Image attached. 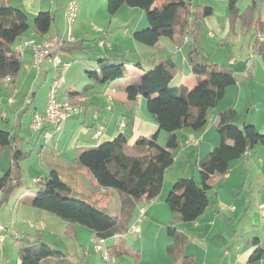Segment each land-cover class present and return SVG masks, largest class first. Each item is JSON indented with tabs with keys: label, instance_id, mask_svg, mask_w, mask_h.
I'll list each match as a JSON object with an SVG mask.
<instances>
[{
	"label": "crops",
	"instance_id": "obj_1",
	"mask_svg": "<svg viewBox=\"0 0 264 264\" xmlns=\"http://www.w3.org/2000/svg\"><path fill=\"white\" fill-rule=\"evenodd\" d=\"M9 1L12 6L21 8L28 16H31H29V32H26L13 43V48L20 54L23 60V67L14 83L9 84L0 81V129L10 132L13 138L16 137L18 142L15 144L21 147L24 137L19 132L23 128L25 118L28 117V124L31 129L33 115L36 112L41 113L45 111L49 95L44 101H41L36 91L37 84L42 80H47L48 70L43 67L44 61L37 68L34 65L32 47H26L23 53H20L18 51L19 46L25 40L35 39L36 43H41L45 38L56 35L65 37L72 35L73 38L76 35L78 38L85 39L88 37L89 31H86V29L81 30L80 28L75 30L73 26L68 25L67 28L62 27L59 21L55 20L50 31L45 36H41L35 30L34 23L31 25L30 20L32 18L34 22V17L41 11L55 9L54 2H49V0ZM190 1L193 5H209L213 9L211 15L206 16L200 21L201 40L196 56L203 60H209L217 66L230 68L237 76V82L227 87L223 98L215 107L209 109L208 120L203 127L199 129L184 127L178 131L179 147L174 152L175 161L173 165L165 172L161 194L152 201L142 202L139 205L146 207V215L142 221L141 235H133L132 237L138 246L135 247L132 242H129L127 237V234L131 233L129 229L126 234L107 240V246L113 247L111 248L113 261L111 263L105 262L106 264H184V257L188 255L194 257L192 264H209L210 250L207 248V240L211 237L220 236L222 232L226 234L228 226L233 228L235 237H229L230 242L225 246L226 249L222 255L223 261L220 264H259L264 259L263 255V258L259 261L248 262L256 247L251 245V241L254 238H259L260 246L264 250V231H262L264 229V222L260 213V205L264 203L263 144L250 147L241 158L231 162L230 168L225 174L213 177L212 189L209 192V206L196 221L181 222L177 220L179 216L173 213L166 203L167 191L171 190L178 178L188 175L191 169H193L192 176L196 180H200L199 161L215 146L219 145L221 141V137L216 130L220 111L233 108L237 111V115L233 120L234 124L239 127H243L246 124H254L261 133H264V56L259 54L253 45L252 35L255 29L251 28L248 31H242L239 23L236 24L235 30L232 31L230 29L228 0ZM245 1L243 4L239 0L241 11L252 2V0ZM257 3L256 17L261 19L264 25V0L263 2L262 0H257ZM125 6L121 7V10ZM66 7L65 5L64 14ZM143 18L141 15L142 20ZM123 23L126 25L132 22L127 20L123 21ZM112 25L113 23L111 22V24L106 26V32L103 35L104 40L106 39L105 41H109L108 39L112 35ZM95 30L102 32L104 29L95 28ZM129 31L132 30H124L123 32V36L127 41H122L119 38L114 44H107L105 41L100 40V47L98 48L100 54L103 57H118L119 61L128 62L126 66L129 69V73L134 74L131 77L135 80L139 78V73L144 72L145 67L149 69L160 60L170 57L181 67V71L171 84L173 87L186 86L191 89L198 83L200 78L193 73L190 63L189 46L192 44L191 28L188 30L190 31L188 40L183 38L180 41H175L168 37H162L157 45L151 46V61L146 58L145 49L138 43H135L138 42L132 36L135 30ZM132 49L137 50L138 57L146 58L149 66L139 61L137 54ZM60 50L57 48L56 52L58 53ZM135 56L136 58H133ZM132 61L136 63V68L130 66L129 62ZM55 75L56 72L53 79ZM201 78L205 79L206 77L202 76ZM53 79L50 82V88ZM127 81L129 80L124 79L107 84L89 85L97 94L91 98H88L89 96H86L77 87V84H70L66 90V94L61 93L60 97L62 99H69L67 91L71 88L80 92L81 95L77 97L80 112L67 120L63 133L57 136L54 135L53 139L46 144L43 132L31 129L32 137L36 133L37 141L40 137H43V142L46 145L39 143L38 156L40 163L38 162V165L41 166V171L48 174L50 168H56L61 178L71 185L74 190L89 199H97L113 215H119L120 213L119 194L113 189L100 187L88 175L86 170L74 166L78 151L81 148L97 146L103 142L111 141L119 131L124 132L128 136L129 146L133 145L140 137H150L154 134H158V142L162 145L166 144L168 138V133L160 130L156 120L147 110L146 101L143 97H139L135 102L127 100V94L124 91ZM22 82H24V87L22 86ZM25 89L26 103L29 104V108L25 107V105L20 110L18 108L12 110L9 107H5V92L8 93V90H13V92L19 94L20 92H24ZM48 93L50 94V90ZM104 96L106 99L102 100V104L100 101L94 100L95 98L103 99ZM9 100L10 103H18L13 98ZM88 106L95 108L92 120L89 122L90 111ZM81 118L84 120L82 121ZM118 127L121 129L119 130ZM98 130L102 131V135L96 137L95 134ZM1 150L9 152V154L11 153L10 147L2 148L0 152ZM31 152H33V149H31ZM174 166L177 167L176 174L175 176L173 175L175 178L167 181V174ZM179 169H181L180 172H178ZM2 171L3 168L0 166V173ZM34 173L33 179H36V182L43 177V174H37L39 173L37 171ZM83 184H88L91 188L93 187L94 193L89 195L80 190V186H83ZM237 204L238 206H236ZM22 205L29 208L31 206L30 200L27 203L23 202ZM138 207L133 214L129 228L138 216ZM245 219L249 220L245 222ZM232 220L233 223H231ZM173 222L176 225V229L188 238L187 244L183 247V251L179 254L176 261L167 252V247L174 241L168 234V227ZM36 225H38L39 229H43L40 226L43 224ZM79 226L82 225L75 226V235L77 237L80 235ZM157 226H160V229L164 228L167 235L160 247L157 244V236L154 237L152 234L154 231L157 232ZM186 226L192 228V234L189 230L185 232L181 230L182 228L180 227ZM240 230L247 234L248 238L252 235V238H249L247 241L248 247L246 249H242V246L238 245L235 240ZM91 236L92 249L95 253L97 251L95 249L93 231ZM42 239L45 238L42 237ZM234 240L236 246L233 243ZM79 246L82 247L83 254H85L88 250L87 245L82 241L79 243ZM120 251L128 252L120 255ZM203 251H205V254H203ZM63 252L67 255L65 251ZM197 253L202 254L204 260H199L196 257ZM18 264H20V261H18Z\"/></svg>",
	"mask_w": 264,
	"mask_h": 264
},
{
	"label": "trees",
	"instance_id": "obj_2",
	"mask_svg": "<svg viewBox=\"0 0 264 264\" xmlns=\"http://www.w3.org/2000/svg\"><path fill=\"white\" fill-rule=\"evenodd\" d=\"M124 5L146 13L147 26L136 29L132 35L142 44L155 46L162 37L180 41L192 29L189 55L192 71L200 78L198 83L191 89L173 87L171 84L181 67L170 57L160 60L138 79H129L124 91L128 101L135 102L139 97L145 99L147 110L160 130L168 133L166 144H160L158 134H154L140 137L129 146L128 136L119 131L111 141L78 151L74 166L86 170L100 187L113 189L119 194V215L110 213L97 199H89L74 190L61 178L56 168H50L49 173L37 181V191L23 200L25 203L30 200L34 208L48 211L65 221L67 233H74L75 226L82 225L90 228L95 237L105 240L126 234L137 207L161 194L165 172L173 165L174 152L179 147L178 131L184 127H203L208 120L209 109L223 98L227 87L237 82V76L230 68L196 56L201 40L200 21L212 14L211 6L193 5L190 0H107L108 13L114 16ZM228 7L230 29L235 30L237 23L242 31L254 28L253 45L264 56V25L256 17L257 1L253 0L243 11L239 8V0H228ZM55 17L51 11L39 12L34 17L35 30L45 36ZM29 28V16L24 10L12 6L9 0H0V80L9 76L14 83L17 79L23 60L13 48V43ZM72 43L79 47L85 45L84 42H66L61 50L73 46ZM119 60L118 57L101 56L96 60L94 71L88 72L89 77L102 84L126 79L128 62ZM202 76L206 78L202 79ZM67 93L72 104L78 105L77 97L81 93L72 88ZM236 115L237 111L233 108L219 112L216 130L221 141L199 161L200 180L184 175L175 181L169 191L166 203L179 216L177 220L196 221L209 206L213 177L225 174L231 162L241 158L250 147L264 145V133L254 124L237 126L233 122ZM16 142L17 138H13L10 132L0 129V149L10 147L11 150L10 167L0 178V196L6 200L15 186L23 183L21 160L30 154L18 147ZM126 149L132 153L128 154ZM168 234L174 241L167 247V252L176 261L188 238L176 229L174 222L168 227ZM35 238L15 239L20 264H74L63 251L44 242L41 234ZM251 245L256 247L249 263L261 260L264 255L259 238H254ZM111 248L108 246V251L113 256ZM127 252L120 251L119 254ZM193 261L192 255L184 257V264H192Z\"/></svg>",
	"mask_w": 264,
	"mask_h": 264
},
{
	"label": "rangeland",
	"instance_id": "obj_3",
	"mask_svg": "<svg viewBox=\"0 0 264 264\" xmlns=\"http://www.w3.org/2000/svg\"><path fill=\"white\" fill-rule=\"evenodd\" d=\"M51 1L54 2L55 9H52L51 12L56 15L55 20L59 21L62 27L67 28V22L63 10H64V6L65 5L67 6L71 0H49V2ZM240 1L243 4L244 2H246L245 0H240ZM76 2L78 4V17L71 26H73L75 30H77L78 28H80L81 30L86 29V31H89V35L85 39L78 38L76 37V35H74L75 41L79 43L84 42L85 44L84 47L83 46L79 47L76 46V44L72 43L73 46H68L64 50H60L57 53L58 56L64 62L71 63L70 68L64 75L63 87L59 89L58 95H61V93L66 94V90L68 86L70 84L75 83L77 84V87L83 93L86 94V96H89L88 98H91L97 94L89 85L92 84L101 85L102 83L99 82L98 84V82L94 78L89 77L88 72L94 71L97 62L96 60L102 56L98 48L100 47V40L103 41L106 40V39L104 40V36H103L106 32V28H107L106 26L108 24H111V22L113 23L111 27L112 35L109 37L108 39L109 41H105L107 44L109 43L114 44V42H116V40L119 38L122 41H127V39L123 36L124 30L133 31L136 29H141L146 27L147 16L143 10L139 8H131L127 5L122 10L120 9L115 16H112L108 13L107 10V0H76ZM141 15L144 17L143 20L141 19ZM127 20L131 21L132 23H128L125 25L123 21H127ZM30 21H31V25H33L34 22L32 18ZM95 28L104 29L105 31L104 30L102 32L96 31ZM27 32H29V30ZM32 40L35 41V39ZM135 43H138L145 49L144 52L147 56L146 58L151 61L152 60L151 59L152 53H150L152 49L151 46L142 44L140 42H135ZM132 50L135 53L137 52V50L135 49ZM133 58H136V56ZM137 58H139V61L149 66L147 64L148 60L146 58L143 59L142 57H138V54H137ZM129 64L132 68H136L135 65L136 63H134V61L129 62ZM43 67L47 68L48 70L47 80L46 81L42 80L36 86V91L38 92L39 99L41 101H44L45 98L49 95L48 92L50 90L49 89L50 82L53 79L55 73L54 66L50 64L47 60H44ZM147 70H148L147 67H145L144 72H146ZM139 74L141 75L142 73ZM132 75L134 74L129 73L126 79L135 80L133 77H131ZM61 76L62 75L59 72L57 78L60 79ZM22 86L24 87V82H22ZM4 97H5V103H4L5 107H9L12 110H15L16 108L20 110V108H22L25 105V107L27 106L29 108V104L26 103L27 102L26 89L24 90V92H20L19 94L13 92V90H8V93L7 92L4 93ZM11 98H13V100L18 101V103L16 104L10 103L9 99ZM105 99L106 97L104 96L103 99L95 98L94 100L100 101L102 104L103 102L102 100ZM88 107L90 111L88 117V122H89L92 120L95 108L90 106ZM81 119L82 121L84 120L83 118ZM19 133L24 137V141L20 148L30 154L29 156L21 160L23 183L15 186L14 188L15 190L9 195V198L7 200L3 199L4 196L3 197L0 196V233L5 235V243L3 247L0 248V264H18L19 261L18 250L15 245V239L17 237H27L28 239L33 238L31 240H35L36 239L35 235L37 234H41L43 238L49 240L47 241L45 239H42L44 242L48 243L53 248L57 250L65 251L67 253L66 257L74 264H104L105 261L102 258V254L100 252H95V253L93 252L92 249L93 244L91 242L92 230L90 228L85 226H79L80 235L79 237H77L75 235V232L74 233L66 232L67 223L61 220L56 215L39 208H34L32 206H30L31 208L30 207L28 208L22 205L25 197L27 199L37 191V182L36 179H33V175L35 174L34 172L37 171L39 172L37 174H43V176L47 173L42 172L41 166L38 165V162L40 163V158L38 156L39 147H40L39 143L44 144L43 137H40L38 141H37L36 133L32 137L33 134L28 124V117L25 118L23 123V128L20 129ZM57 135L59 134H56V136ZM31 149H33V152H31ZM126 152L128 154L132 153L130 149H126ZM0 153H1L0 166H2L3 168V171L0 173V178H1L4 172L10 167L11 153L9 154V152L6 151L4 152V150H1ZM176 169L177 167L174 166L172 169L169 170L166 178L167 181H171L175 178L174 176L176 174L175 173ZM180 170L181 169H179L178 172H180ZM192 175H193V169H191L188 173V176H192ZM80 187H81L80 190H82L86 194L91 195L94 193L93 187L91 188L90 185L88 184L86 185L83 184V186ZM168 192L169 191H167V194ZM241 205L243 204L241 203ZM18 206H20L19 209ZM236 206H238V204ZM248 220L249 219H245V222H247ZM33 223L39 225L43 224L40 225L42 226L43 229L42 230L39 229L38 225ZM231 223H233V220L231 221ZM180 228H182L181 230L184 232L186 230H189L191 234L193 233L192 228H189L187 226ZM159 229L160 226H157V232L154 231V233H152L154 237L157 236L158 238V242H157L158 247L161 246L162 241H164L167 236L164 228H161L160 230ZM262 231H264V229H262ZM133 235L134 234L130 233L127 234V237L129 242H132L133 246L137 247L138 245L132 239ZM139 235H141V233L135 236H139ZM230 236L235 237L233 228L228 226L226 234L222 232L220 236L211 237L209 240H207V244H208L207 248L210 250L209 261H208L209 264H220V262L223 261L222 255L224 250L226 249L225 247L226 244L230 242L229 241ZM236 238L237 239L235 240L237 241V244L241 245L242 249H246V247H248L247 241L249 238L250 239L252 238V235L248 238V235L245 234L242 230H240L239 235H236ZM235 240L233 241V243L235 242ZM82 241L87 245L88 248L85 254H83L84 251L82 247L79 246V243H81ZM203 254H205V251H203ZM196 257H198L199 260H204V256L202 254L197 253ZM251 264H255V263H251ZM259 264H264V259L261 262H259Z\"/></svg>",
	"mask_w": 264,
	"mask_h": 264
},
{
	"label": "built area",
	"instance_id": "obj_4",
	"mask_svg": "<svg viewBox=\"0 0 264 264\" xmlns=\"http://www.w3.org/2000/svg\"><path fill=\"white\" fill-rule=\"evenodd\" d=\"M78 17V4L76 0H71L65 12V18L68 26H71ZM190 31H188L184 39H189ZM75 39L72 35L67 37L65 36H50L45 38L41 43H36L33 40H25L19 46L18 51L23 53L26 47H32L33 55H34V65L39 68L44 60H47L50 64H52L55 68V78L53 79L49 99L47 103V107L44 112H36L33 115L31 121V129L33 131H42L45 143H49L54 135L63 133L65 129V124L67 120L80 112L79 105H74L69 99H62L60 95H58L59 89L63 83L64 75L68 71L71 66L70 62H64L58 56L56 49H61L62 46L66 42H74ZM103 44V42H101ZM61 73V78L58 79V73ZM0 81H4L6 83H12L11 77H6ZM102 135V131L98 130L95 134L96 137ZM152 201V200H150ZM149 201V202H150ZM260 213L261 218L264 222V203L260 205ZM146 215V207L139 206L138 207V216L131 224L129 231L138 235L141 233V224ZM107 240L94 237L95 249L97 252L102 254L103 260L107 263H111L113 260V256L110 255L108 251V246L106 243ZM5 243V235L0 233V248Z\"/></svg>",
	"mask_w": 264,
	"mask_h": 264
}]
</instances>
